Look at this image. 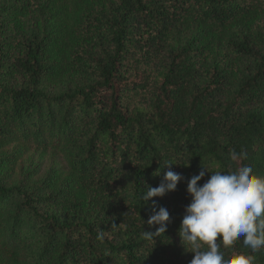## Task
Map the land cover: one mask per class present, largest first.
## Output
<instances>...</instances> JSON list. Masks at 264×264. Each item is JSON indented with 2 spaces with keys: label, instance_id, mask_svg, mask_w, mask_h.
I'll use <instances>...</instances> for the list:
<instances>
[{
  "label": "trees",
  "instance_id": "obj_1",
  "mask_svg": "<svg viewBox=\"0 0 264 264\" xmlns=\"http://www.w3.org/2000/svg\"><path fill=\"white\" fill-rule=\"evenodd\" d=\"M30 150L60 163L11 184ZM241 164L264 177V0H0V264H189L188 180Z\"/></svg>",
  "mask_w": 264,
  "mask_h": 264
},
{
  "label": "clouds",
  "instance_id": "obj_2",
  "mask_svg": "<svg viewBox=\"0 0 264 264\" xmlns=\"http://www.w3.org/2000/svg\"><path fill=\"white\" fill-rule=\"evenodd\" d=\"M229 155L233 161L247 159L246 151L232 150ZM170 165L173 164L164 167ZM206 173L210 177L199 184ZM182 179L180 173L169 167L158 186H146L141 200L145 204L151 201L147 224L155 227V232H143L145 238L164 234L170 222L167 208L152 198L175 191ZM186 192L191 200L184 208L178 235L186 251L193 253L189 264H255L252 253L264 248V177L255 174L249 164H241L231 172H210L203 167L188 180ZM241 238L250 251L226 256L221 247L227 249Z\"/></svg>",
  "mask_w": 264,
  "mask_h": 264
},
{
  "label": "rangeland",
  "instance_id": "obj_3",
  "mask_svg": "<svg viewBox=\"0 0 264 264\" xmlns=\"http://www.w3.org/2000/svg\"><path fill=\"white\" fill-rule=\"evenodd\" d=\"M9 149L7 152H10ZM60 159L52 152L41 153L30 150L25 154L22 160L17 165L9 179L11 184H16L22 181L26 174H36L35 179L43 176L53 164H59Z\"/></svg>",
  "mask_w": 264,
  "mask_h": 264
}]
</instances>
